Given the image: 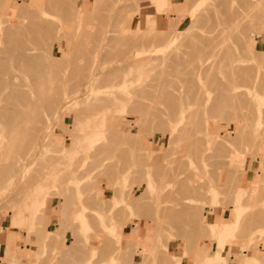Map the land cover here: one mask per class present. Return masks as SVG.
Segmentation results:
<instances>
[{
  "label": "rangeland",
  "instance_id": "1",
  "mask_svg": "<svg viewBox=\"0 0 264 264\" xmlns=\"http://www.w3.org/2000/svg\"><path fill=\"white\" fill-rule=\"evenodd\" d=\"M82 2V17L50 11L48 18L64 33V55L57 54L56 59L48 56L46 61L48 47L39 43L36 52L44 59L37 64L42 72L38 80L27 73L14 72L16 83H22L20 89L30 101L21 109L24 117L12 122L9 130L8 123H2L0 118V125L6 124L0 126V170L11 167L7 176L0 177V233H10L16 240L6 241L0 264H264V0H169L162 14L150 10L151 0H67L71 8ZM20 3L15 7L10 0H0V20L4 11L8 20L13 21L19 13L18 21L23 22V12L29 9ZM253 9L255 15L250 19L248 13L254 14ZM244 11L248 12L242 16ZM256 11L263 14L262 20ZM145 12H149L150 21L143 26ZM253 16L260 17L259 23ZM246 17L254 20L249 22ZM248 22L259 26L254 25V30ZM17 25L0 24L13 29ZM134 40L135 47L131 44ZM249 40H253L252 44ZM234 64L245 70L234 72ZM95 76L99 79L91 87L93 90L85 91L84 86ZM123 77L126 81L121 84ZM144 85V91L127 95L131 98L128 102L114 100ZM77 90L81 93L73 95ZM229 92H234L235 98H229ZM237 96L240 102H236ZM174 110L177 113L173 114ZM240 130L244 132L242 136ZM14 131L18 138L12 134ZM97 131L103 134L102 139L94 137ZM42 132L47 138L42 137ZM93 139L96 141L92 145L97 148L94 152L88 151ZM247 157L258 159L256 176L250 182L243 177ZM236 207L245 221L241 219L242 227L239 225L228 237L224 243L227 248L221 244L224 248L220 249L218 240L208 230L212 237L205 232V226L211 224L206 212L231 208V218L216 222L231 224L236 220ZM169 212L181 216L172 219ZM132 223L143 237L141 244L126 242Z\"/></svg>",
  "mask_w": 264,
  "mask_h": 264
},
{
  "label": "bare ground",
  "instance_id": "2",
  "mask_svg": "<svg viewBox=\"0 0 264 264\" xmlns=\"http://www.w3.org/2000/svg\"><path fill=\"white\" fill-rule=\"evenodd\" d=\"M11 1V6H15L16 7V4L19 2V1H21V3H20V5L19 6H21V7H28V11H25V12H23L24 13V15H23V19L25 18V20H22L23 22H19L18 21V19H19V13L16 15V19H14L13 21L12 20H8L7 19V17H6V14L4 13V11H3V9H2V17H3V19L2 20H0V24H2V23H7V22H10V23H12V22H14V23H16V24H18L17 25V27L16 28H10V27H4V26H0V118L2 119V123H3V120L5 121L4 123H6V124H3V125H6L7 127L6 128H8L7 130H9L10 128V124L12 123V122H14V123H16L18 120H20L21 118H23L24 117V114H23V110L21 111V109L22 108H24V107H26V106H29V104H28V101H30V98H29V100L28 99H26V96H27V94H25L24 93V91H22L20 88H21V86H22V83L20 84V81H18V83H16V77L17 76H15V71H19V72H24V73H27L28 75H31L33 78H34V80L36 81V80H38L37 79V75L41 72L38 68H37V64H38V62L40 61V59H44V58H40L38 55H37V52H36V50H37V48H36V46L39 44V43H42L43 45H47V47H48V50H47V52H46V56H45V59H46V61H47V58H48V56H50L51 57V59H56V56H57V54L58 55H60L61 54V56H63L64 54H63V52H64V43L62 42V38H63V32H61V28L60 27H58V26H56L52 21H51V19L50 18H48L49 16H50V11H53V10H55V11H58V14L59 13H61V14H65V13H70V15L71 14H74V16H81L80 14H82L83 12H84V10H83V2L80 4V5H77V6H75V7H73V8H71V6L69 7V5H68V3H67V0H45L46 1V4L45 3H43L42 2V0H10ZM149 1V0H148ZM168 1L169 0H151V6H150V10L151 11H155V12H158V14H162L163 12H164V7H166L167 6V4H168ZM171 1V0H170ZM241 1V0H240ZM4 2V1H3ZM2 2V3H3ZM69 2V1H68ZM77 2V1H76ZM253 6V5H252ZM1 7V6H0ZM250 7V6H249ZM254 7V6H253ZM17 8H19V7H17ZM255 8H256V6H255ZM264 8V7H263ZM258 9H260V8H258ZM246 10V9H245ZM254 10V9H253ZM7 11V10H6ZM243 11V10H242ZM249 12H250V10H248ZM248 11H244L243 13H242V16L244 15V13H247ZM260 12L261 11H263V9L262 10H259ZM259 11H256V12H258V14L260 13ZM20 12V11H19ZM264 12V11H263ZM141 12L139 11L138 12V15L140 14ZM148 13L149 12H147V15H146V12H145V14H144V16H143V19L141 20V21H143V26L144 25H147V24H149V18H148ZM239 13H241V12H239ZM238 13V14H239ZM251 13H252V11H251ZM253 13L254 14H251L250 15V13H248L249 14V18L252 16V15H255V10L253 11ZM85 14V13H84ZM84 14H83V16H84ZM241 15V14H240ZM245 15H247V14H245ZM257 15V14H256ZM259 15H261V18L260 17H258V18H260L261 20H262V13L261 14H259ZM258 15V16H259ZM52 16V15H51ZM76 16V17H77ZM86 16V15H85ZM136 16H137V13H136ZM167 16V15H166ZM264 16V15H263ZM82 17V16H81ZM240 17V16H239ZM85 18V17H84ZM171 18V17H170ZM253 18H257V16H253ZM258 18H257V20H258ZM264 18V17H263ZM217 19V18H216ZM236 19V21H240V19H237V18H235ZM246 19H247V17H246ZM251 19V18H250ZM126 20V19H125ZM241 20H243L244 21V18L243 19H241ZM248 20V19H247ZM254 20V19H253ZM252 20V21H253ZM264 20V19H263ZM141 21H139L138 22V24H137V28H138V30L140 29V27H141V25H140V22ZM171 21H172V19H171ZM236 21L235 22H232V24L234 23H236ZM249 21V20H248ZM251 20L249 21V22H252ZM77 22V21H76ZM249 22H248V24H249ZM261 23L263 22V21H260ZM126 23H127V21H126ZM169 23H170V21H169ZM240 23V25L241 24H244V22H242L241 23V21L239 22ZM253 23H256V21L255 22H253ZM252 23V24H253ZM258 23H259V20H258ZM142 24V23H141ZM231 24V23H230ZM231 24V25H232ZM238 24V23H237ZM252 24L250 23L249 24V27L250 26H252ZM247 25V24H246ZM254 25H258V24H253V26ZM16 26V25H15ZM61 26V25H60ZM236 26V25H235ZM252 26V27H253ZM259 26V25H258ZM261 26H263L264 27V24L263 25H261ZM63 27V26H62ZM228 27L229 28H231L229 25H228ZM234 27V26H233ZM240 28V27H239ZM243 28V27H242ZM255 28V26L253 27V29ZM61 29V30H60ZM168 29V28H167ZM246 29V28H245ZM234 30V29H233ZM255 30V29H254ZM257 30V29H256ZM168 31V30H167ZM166 31V32H167ZM250 31V30H249ZM236 32V31H235ZM234 32V33H235ZM243 32V31H242ZM163 33H165V31L163 32ZM246 33H248V32H246ZM243 34V33H242ZM162 35H164V34H162ZM233 35V34H232ZM235 35V34H234ZM165 36H166V39H165V41L166 42H168V40H169V38H167V34H165ZM242 36H244V34L242 35ZM162 38H165V37H163L162 36ZM244 38H246V40H248V38L245 36ZM241 40V39H240ZM245 40V44H246V42H247V44H248V41H246ZM251 42V44H252V42H253V40H249V43ZM242 43V42H241ZM131 44H132V46L133 47H135L136 46V44H137V40H134V41H132L131 42ZM116 45V44H115ZM243 46H245L244 44H243ZM38 47V46H37ZM55 47H56V49H55ZM129 48L131 47V46H128ZM250 47V46H249ZM122 48H124V47H122ZM244 48V47H243ZM243 48H240V49H242L243 50ZM245 48H248V47H245ZM42 49V48H41ZM148 49V48H147ZM147 49H144V50H147ZM150 49V48H149ZM40 50V49H39ZM143 50V49H142ZM142 50H139V51H142ZM245 50V49H244ZM243 50V51H244ZM248 50V52H247V54L250 52L249 50L250 49H247ZM136 51H138V50H136ZM151 51H153V49H151ZM243 51H241V53L243 52ZM252 51V50H251ZM65 53V52H64ZM100 53V52H99ZM253 53H254V50H253ZM232 55H233V53H231ZM245 54H246V51H245ZM128 55V54H127ZM238 56H239V54H237ZM242 55V54H241ZM240 55V56H241ZM102 56V55H101ZM243 56V55H242ZM254 56H256V55H254ZM249 56H246V58H248ZM262 57V56H261ZM264 57V56H263ZM59 58H61V57H59ZM63 58V57H62ZM123 58H124V56H123ZM228 58V57H227ZM234 58H236L235 57V55H234ZM242 58V57H241ZM98 59V58H97ZM118 59V58H117ZM119 59H120V57H119ZM233 59V58H232ZM250 59H251V57H250ZM263 59V63H264V58H262ZM61 60V59H60ZM121 60H122V58H121ZM229 61H230V59H228ZM246 60H249V58L248 59H246ZM242 61H243V59H242ZM241 61V62H242ZM252 61V60H251ZM260 61V60H259ZM234 62V61H233ZM244 62V61H243ZM242 62V63H243ZM248 62V61H247ZM262 62V61H261ZM47 63V62H46ZM231 63V62H230ZM240 63V62H239ZM130 64V63H129ZM138 64V63H137ZM237 64V63H236ZM236 64H234V72H237L238 70H239V72L240 71H243V70H245L244 68H243V70H241V68H240V66L239 65H236ZM231 65V64H230ZM229 65V66H230ZM247 65L248 64H245V66L247 67ZM46 66V65H45ZM139 66V65H138ZM212 66V65H211ZM232 66L233 65H231V69H230V71L232 70ZM242 66V65H241ZM244 66V67H245ZM48 67H49V65H48ZM133 67V66H132ZM43 69L44 68H42V71H43ZM49 69V68H48ZM215 69V68H214ZM51 70V69H50ZM77 70V69H76ZM260 70V69H259ZM49 71V70H48ZM52 71V70H51ZM51 71H49V72H51ZM124 72V71H123ZM126 72V71H125ZM232 72V71H231ZM233 72V73H234ZM260 72V71H259ZM23 73V74H24ZM42 73V72H41ZM48 73V72H47ZM95 73H97V72H95ZM245 73V72H244ZM248 73H250V72H247V74ZM49 74H51V73H49ZM112 74V73H111ZM231 74V73H230ZM235 74V75H234ZM233 75L234 76H236L237 74L236 73H234ZM242 74V73H241ZM240 73H239V76L241 75ZM54 75V74H53ZM95 75V74H94ZM99 75V74H98ZM97 75V76H98ZM260 75V74H259ZM40 77H43L42 75H39ZM112 76V75H111ZM239 76H237L238 78H239ZM249 76H250V74L248 75V78H249ZM45 77V76H44ZM122 77V76H121ZM236 77V78H237ZM261 77V76H260ZM119 79H120V77H118ZM235 78V79H236ZM262 78V77H261ZM264 78V77H263ZM262 78V79H263ZM99 79V77H91L89 80H88V82H87V84L84 86V89H85V91H89V92H91L92 90H93V88H91L95 83H96V81ZM48 80V79H47ZM237 80H239V79H236V81ZM258 80V79H257ZM124 81H126V78H121V80L119 81V83L120 82H122L121 84H123V82ZM260 80H258V82H259ZM118 83V84H119ZM194 83H196V82H194ZM240 83V82H239ZM261 83V82H260ZM264 83V82H263ZM21 85V86H20ZM147 85V84H146ZM247 85V84H246ZM245 85V86H246ZM148 86V85H147ZM150 86V85H149ZM186 86H188V84L186 85ZM193 86V85H192ZM244 86V87H245ZM256 86H257V84H256ZM262 86V85H261ZM153 87V86H152ZM151 87V88H152ZM194 87V86H193ZM232 87H233V84H232ZM239 87H240V85H239ZM239 87H235V88H238L239 89ZM242 87V86H241ZM247 87H248V85H247ZM247 87H245V88H247ZM91 88V91L89 90ZM146 88V86L144 85V86H139V87H133L131 90L129 89V90H127V91H125L124 92V94L126 95V97H121L120 99H114V100H116L118 103H125V102H128L131 98L130 97H128L127 95L129 94V93H132V92H134V91H144V89ZM192 91H193V89L192 88H190ZM189 89V90H190ZM248 89V88H247ZM259 89V88H258ZM166 90H168V89H166ZM166 90H165V92H166ZM262 90V89H261ZM191 91V92H192ZM231 91V90H230ZM244 91V94L246 95V93H245V90H243ZM247 91V90H246ZM260 93H261V91L260 90H258ZM45 92V91H44ZM190 92V91H189ZM194 92V91H193ZM228 92V91H227ZM239 92V91H238ZM256 92H257V90H256ZM81 92L79 91V90H77V92H74V94L73 95H78V94H80ZM230 94H231V97H229V98H233L234 97V92H229ZM107 94L108 95H110V94H112L111 92H107ZM185 94V93H184ZM241 94V93H240ZM253 94V93H252ZM262 94V93H261ZM260 94V95H261ZM51 95V94H50ZM135 95H136V93H135ZM162 95V97H164L163 95L164 94H161ZM237 95V94H236ZM30 96V95H29ZM47 96V95H46ZM137 96V95H136ZM187 96V95H186ZM204 96V95H203ZM230 96V95H229ZM262 96V95H261ZM132 97V96H131ZM161 97V96H160ZM166 97V96H165ZM168 97V96H167ZM197 97V96H196ZM240 98V96H237L236 98L238 99H234L233 100V102L234 101H236V102H240L241 100L239 99ZM244 97V96H243ZM68 97H66V99H67ZM139 98V97H138ZM170 98V97H169ZM169 98H168V100H169ZM189 98V97H188ZM191 98V97H190ZM235 98V97H234ZM247 98L248 97H245V100H247ZM50 99V98H49ZM65 99V100H66ZM92 99V98H91ZM135 99V98H134ZM241 99H243L242 98V96H241ZM28 100V101H27ZM107 100H109V99H106V101ZM160 100V99H159ZM165 100V99H164ZM202 100V99H201ZM249 100V99H248ZM251 100V99H250ZM85 101V100H84ZM89 101V100H88ZM138 101V100H137ZM173 101V100H172ZM178 101V100H177ZM193 101V100H192ZM200 101V100H199ZM258 101V100H257ZM44 102V101H43ZM62 102V101H61ZM113 102H115V101H113ZM152 102V101H151ZM164 102V101H163ZM166 102H169V101H166ZM175 101H173L172 102V104L174 103ZM189 102V101H188ZM191 102V101H190ZM198 102V101H197ZM202 102H204V101H202ZM236 102H234V103H236ZM254 102V101H253ZM69 103V102H68ZM83 103V102H82ZM81 103V104H82ZM156 103V102H155ZM193 103H196V102H193ZM193 103H191V104H193ZM230 103V102H229ZM228 103V104H229ZM60 104V103H59ZM63 104V103H62ZM137 105H139L140 106V104H138V103H136ZM168 104V103H167ZM166 104V105H167ZM176 104V103H175ZM174 104V105H175ZM200 104V103H199ZM238 104V103H237ZM241 104V103H240ZM243 104H245V103H242V105ZM248 104H249V101H248ZM255 104V103H254ZM31 105V104H30ZM64 105H66L67 106V104H64ZM64 105L62 106V105H59V108H62V107H64ZM152 105H154V104H152ZM230 105V104H229ZM228 105V106H229ZM246 105V104H245ZM245 105H243V110L245 109L244 108V106ZM66 106L64 107V109L66 108ZM84 106V105H83ZM121 106H122V108L124 107V104H121ZM138 106V107H139ZM238 106H241V105H238ZM252 106V105H251ZM32 107V106H31ZM69 107V106H68ZM153 107V106H152ZM168 107L169 108H171L170 107V104H168ZM236 107V106H235ZM151 108V107H150ZM174 108V107H173ZM183 108H185V107H183ZM241 108V109H242ZM247 108H249V105L247 106ZM251 108V107H250ZM31 109V108H30ZM137 109H139V108H137ZM147 109H149L148 107H147ZM237 109H240V108H237ZM252 109V108H251ZM25 110V109H24ZM27 110H28V108H27ZM26 110V111H27ZM172 110V109H171ZM175 110H177V109H175ZM174 110V111H175ZM187 110V109H186ZM246 111L248 110V109H245ZM244 110V111H245ZM128 111V110H127ZM127 111H126V114H128L127 113ZM158 111V110H157ZM173 111V110H172ZM190 111V110H189ZM239 111H241V110H238V113H237V115L239 114ZM137 113L139 112V111H136ZM146 112V111H145ZM156 112V111H155ZM237 112V111H236ZM30 113V112H29ZM32 113V115H33V112H31ZM60 113V112H59ZM75 113V112H74ZM173 113V112H172ZM175 113H177L176 111L173 113V114H175ZM26 114V113H25ZM146 114L147 115H145V114H143V119H144V117L145 116H147L148 117V115H149V113H147L146 112ZM159 114V113H158ZM244 114V112H242V115ZM141 115V114H140ZM145 115V116H144ZM154 115V114H153ZM236 115V114H235ZM29 116V115H28ZM31 116V115H30ZM151 116V115H150ZM172 115H170V117H171ZM249 116V115H248ZM26 117H27V115H26ZM36 117V116H35ZM55 117V116H54ZM53 117V118H54ZM56 117H57V114H56ZM55 117V118H56ZM122 117V116H121ZM140 116L138 115V122L140 121L139 119H142V116L139 118ZM167 117H169V116H167ZM242 117V116H241ZM263 117V116H262ZM28 118V117H27ZM150 118V117H149ZM165 118V117H164ZM189 118V117H188ZM237 118H240L239 116H237ZM243 118H247V117H243ZM249 118V117H248ZM40 119V118H39ZM78 119V118H77ZM159 119V118H158ZM170 120L172 119V118H169ZM187 119V118H186ZM34 120V119H33ZM54 120V119H53ZM169 120V121H170ZM174 120V119H173ZM225 120V119H224ZM244 120V119H243ZM43 121V120H42ZM48 121H49V119H48ZM119 121V120H118ZM126 121H128L127 119H126ZM241 121H242V118H241ZM123 122V121H122ZM135 122V121H134ZM137 122V123H138ZM191 122V121H190ZM196 122V121H195ZM244 122V121H243ZM248 122H249V120H248ZM0 123H1V121H0ZM29 122H27V124H28ZM56 123V122H55ZM119 123H121V121L119 122ZM139 123H142V120L139 122ZM138 123V124H139ZM246 123V122H245ZM50 124V123H49ZM126 124V123H125ZM130 124V123H129ZM163 124H164V121H163ZM162 124V125H163ZM242 124H244V123H242ZM247 124V123H246ZM264 124V123H263ZM3 125H0V126H3ZM11 125H13V124H11ZM122 125V124H121ZM166 125V124H165ZM185 125V124H184ZM192 125V124H191ZM250 125V124H249ZM119 126H120V124H119ZM143 126V125H142ZM241 126V125H240ZM244 126V125H243ZM241 127V128H244V127ZM3 127H5V126H3ZM3 127H2V129H3ZM159 127V126H158ZM184 127V126H183ZM262 127H263V125H262ZM19 128V127H18ZM123 128V127H122ZM245 128H246V126H245ZM264 129V128H263ZM12 130H14L13 128H12ZM16 130V129H15ZM143 130V129H142ZM193 130V129H192ZM4 131H5V129H4ZM16 131H18V130H16ZM159 131V130H158ZM237 131V130H236ZM241 131V130H240ZM244 131H245V129H244ZM50 132V131H49ZM48 132V133H49ZM141 133L143 132V131H140ZM206 132V131H205ZM238 132V131H237ZM237 132H236V134H237ZM257 132H259V131H257ZM260 132H261V130H260ZM262 132H264L263 130H262ZM4 133V132H3ZM2 133V134H3ZM14 133V134H13ZM47 133V134H48ZM110 133V132H109ZM240 134L242 133H244V132H239ZM1 134V133H0ZM7 134V133H6ZM12 134L13 135H18V133L16 134L15 133V131L14 132H12ZM94 134H95V138L96 139H102V137H103V134L101 133V132H94ZM94 134H91V137L90 138H92V135H94ZM143 134H145V133H143ZM176 134V133H175ZM181 134V133H180ZM186 134V133H185ZM206 134V133H205ZM239 134V135H240ZM242 134H241V136H242ZM4 135V134H3ZM25 135V134H24ZM42 135H44V133L42 132ZM147 135V134H146ZM238 135V136H239ZM261 135V134H260ZM11 136V135H10ZM16 136H14V137H16ZM123 136V135H122ZM128 136V135H127ZM131 136V135H130ZM135 136V135H134ZM187 136V135H186ZM227 136H229V135H227ZM237 136V137H238ZM245 136H246V134H245ZM257 136V135H256ZM263 136H264V134H263ZM26 137H28V136H26ZM30 137V136H29ZM43 138H47V135H46V133H45V135L44 136H42ZM98 137V138H97ZM112 137V136H111ZM124 137V136H123ZM132 137V136H131ZM141 137V136H140ZM211 137V136H210ZM235 137V136H234ZM244 137V136H243ZM10 138V137H9ZM11 138H13L12 136H11ZM17 138H18V136H17ZM16 138V139H17ZM107 138V137H106ZM216 138V137H215ZM228 138V137H227ZM242 137H240V139H241ZM14 139V138H13ZM124 139V138H123ZM137 139V138H136ZM185 139V138H184ZM183 139V140H184ZM238 139V138H237ZM236 139V140H237ZM262 140L264 139V138H261ZM260 139V140H261ZM8 140H11V139H8ZM7 140V141H8ZM141 140V139H140ZM139 140V141H140ZM213 140H214V138H213ZM227 140V139H226ZM231 140H233V139H231ZM239 140V139H238ZM50 141V140H49ZM96 140H91L90 141V146H89V148H88V151L90 150V149H92L91 151H96V147H94V145H92V143L93 142H95ZM121 141V140H120ZM208 141V140H207ZM229 141V140H228ZM241 142H242V139L240 140ZM1 142H3V139H0V143ZM184 142V141H183ZM201 142V141H200ZM222 142V141H221ZM234 142V141H233ZM262 142V141H261ZM11 143V142H10ZM129 143H130V141H129ZM185 143V142H184ZM213 143V142H212ZM231 143V142H230ZM263 143V142H262ZM3 144V143H2ZM5 144H7V142L5 143ZM4 144V145H5ZM222 144V143H221ZM35 145V144H34ZM118 145V144H117ZM132 145V144H131ZM135 145V144H134ZM223 145V144H222ZM231 145V144H230ZM241 144H239V146H240ZM45 147H46V145H44ZM130 146V145H129ZM138 146H139V144H138ZM224 146H225V144H224ZM236 146V145H235ZM261 146V145H260ZM259 146V147H260ZM34 147V146H33ZM131 147V146H130ZM134 147V146H133ZM183 147H185V146H183ZM200 147V146H199ZM212 147V146H211ZM229 147V146H228ZM261 147H263V145L261 146ZM116 148V147H115ZM137 148V147H136ZM136 148H133V150L135 149L136 150ZM175 148V147H174ZM242 148V147H241ZM4 149V148H3ZM32 149V148H31ZM176 149V148H175ZM182 149V148H181ZM224 149V148H223ZM240 149V148H239ZM117 150V149H116ZM116 150H114V151H116ZM120 150V149H119ZM187 150V149H186ZM228 150V149H227ZM261 150V149H260ZM263 150V149H262ZM138 151V150H137ZM169 151V150H168ZM199 151V150H198ZM221 151H223L222 149H221ZM239 151V150H238ZM213 152V153H212ZM211 153L212 154H214V153H216V152H214V151H212ZM224 152V151H223ZM233 152V151H232ZM40 153H42V152H40ZM113 153L114 152H112V155H113ZM126 153H127V151H126ZM134 153V152H133ZM137 153V152H136ZM141 153V152H140ZM150 153V152H149ZM176 153V152H175ZM177 153H179V152H177ZM183 153V152H182ZM182 153H181V155H182ZM187 153V152H186ZM195 153H197V152H195ZM234 153V152H233ZM240 153V152H239ZM135 154V153H134ZM184 154H185V152H184ZM193 154V153H192ZM226 154V153H225ZM28 155V154H27ZM117 155V154H116ZM138 155V154H137ZM136 155V156H137ZM150 155V154H149ZM228 155V154H227ZM235 155V154H234ZM261 155V154H260ZM34 156V155H33ZM134 156V155H133ZM180 156V155H179ZM194 156V155H193ZM196 156V155H195ZM220 156V155H219ZM222 156V155H221ZM224 156V155H223ZM112 157V156H111ZM139 157V156H138ZM147 157H148V155H147ZM184 157V156H183ZM229 157V156H228ZM235 157V156H234ZM239 157V156H238ZM26 158V157H25ZM114 158V157H113ZM125 158V157H124ZM221 158V157H220ZM226 158V157H225ZM28 159H30V158H28ZM32 159V158H31ZM170 159H171V157H170ZM182 159V158H181ZM236 159H237V156H236ZM124 160V159H123ZM183 160V159H182ZM238 160V159H237ZM14 161V160H13ZM32 161V160H31ZM30 161V162H31ZM108 161V160H107ZM125 161V160H124ZM170 161V160H169ZM220 161V160H219ZM27 162V161H26ZM26 162H25V166H26ZM168 162V161H167ZM179 162H181V160L179 161ZM178 162V163H179ZM217 162V161H216ZM236 162V161H235ZM108 163V162H107ZM183 163V162H182ZM219 163V162H218ZM262 163V162H261ZM28 165H30V163H27ZM174 164V163H173ZM227 164V163H226ZM231 164V163H230ZM260 164V163H259ZM24 165H22V166H24ZM107 165V164H106ZM134 165V164H133ZM140 165V164H139ZM147 165V164H146ZM163 165V164H162ZM175 165V164H174ZM177 165V164H176ZM261 165V164H260ZM21 166V167H22ZM100 166H102V163H100L99 165H98V167H100ZM105 166V165H104ZM141 166V165H140ZM178 166V165H177ZM186 166V165H185ZM54 167V166H53ZM106 167V166H105ZM137 167V166H136ZM145 167V166H144ZM163 167V166H162ZM212 167H215V166H212ZM211 167V168H212ZM230 167H231V165H230ZM140 168V167H139ZM177 168V167H176ZM200 168V167H199ZM220 168V167H219ZM222 168H224L223 166H222ZM233 168V167H232ZM22 169V168H21ZM104 169V168H103ZM153 169V168H152ZM164 170H165V168H163ZM188 169V168H187ZM192 169V168H191ZM262 169L263 168H261L260 170L262 171ZM160 170V169H159ZM200 170V169H199ZM238 170V169H237ZM162 171V170H161ZM189 171V170H188ZM224 171V170H223ZM9 172H11V167H7V168H3V169H1L0 170V177L1 176H7V174L9 173ZM122 172V171H121ZM144 172V171H143ZM238 172V171H237ZM263 172V171H262ZM16 173V172H15ZM22 173V172H21ZM134 173V172H133ZM136 173H137V171H136ZM136 173H135V175H136ZM152 173H153V171H152ZM161 173V172H160ZM176 173V172H175ZM186 173V172H185ZM188 173V172H187ZM232 173H234V172H232ZM18 174V173H17ZM141 174V173H140ZM179 174V173H178ZM177 174V175H178ZM210 174V173H209ZM20 175V174H19ZM144 175V174H143ZM175 175V174H174ZM185 175V174H184ZM183 175V176H184ZM229 175V174H228ZM231 175V174H230ZM262 175V174H261ZM98 176V175H97ZM163 176V175H162ZM208 176V175H207ZM211 176V175H210ZM232 176H233V174H232ZM237 176V175H236ZM256 176V175H255ZM254 176V177H255ZM263 176V175H262ZM77 177V176H76ZM131 177H132V175H131ZM136 177H138L137 175H136ZM140 177V176H139ZM212 177V176H211ZM226 177H227V175H226ZM231 177V176H230ZM235 177V176H234ZM20 178L21 177H19V180H20ZM143 178V177H142ZM158 178H160L159 176H158ZM213 178V177H212ZM231 178H233V177H231ZM261 179L263 178V177H260ZM260 178H259V180H260ZM135 179H137L138 180V178H135ZM141 179V178H140ZM166 180H167V178H165ZM168 179H170V178H168ZM175 179V178H174ZM214 179V178H213ZM213 179H211V180H213ZM226 179V178H225ZM96 180V179H95ZM120 180V179H119ZM133 180V179H132ZM143 180V179H142ZM145 180V179H144ZM155 180V179H154ZM159 180V179H158ZM165 180V181H166ZM232 180V179H231ZM255 180H257L256 178H255ZM8 181V180H7ZM160 181H162V179L160 180ZM168 181V180H167ZM226 181V180H225ZM224 181V182H225ZM135 182H138V181H135ZM141 182V181H140ZM172 182H174V181H172ZM175 182H176V180H175ZM232 182V181H231ZM230 182V183H231ZM257 182V181H256ZM132 183V182H131ZM155 183V182H154ZM189 183V182H188ZM187 183V184H188ZM216 183V182H215ZM226 183V182H225ZM235 183V182H234ZM258 183V182H257ZM256 183V184H257ZM129 184V183H128ZM134 184V183H133ZM133 184H131V185H133ZM160 184H162V183H160ZM160 184H158L159 186H160ZM175 184V183H174ZM186 184V183H185ZM213 184H214V182H213ZM130 185V186H131ZM157 185V186H158ZM162 185H164V184H162ZM200 185V184H199ZM199 185H197V186H199ZM226 184H224V186H225ZM262 185V184H261ZM261 185H259V186H261ZM7 186H8V184H7ZM129 186V187H130ZM174 186V185H173ZM176 186V185H175ZM174 186V188H176ZM191 186H192V183H191ZM201 186V185H200ZM215 186H216V184H215ZM214 186V187H215ZM229 186V185H228ZM253 186V185H252ZM259 186H257V187H259ZM264 186V185H263ZM190 187V186H189ZM202 187L204 188V186L202 185ZM201 187V188H202ZM131 188V187H130ZM162 188V187H161ZM178 188V187H177ZM225 188V187H224ZM232 188V187H231ZM230 188V189H231ZM235 188V187H234ZM9 189V188H8ZM157 189V188H156ZM200 189V188H199ZM198 189V190H199ZM206 189V188H205ZM227 189H228V187H227ZM249 189V188H248ZM121 190V189H120ZM171 190V189H170ZM203 190V189H202ZM257 190H259L258 188H257ZM261 190H262V188H261ZM260 190V191H261ZM125 191V190H124ZM203 191H205V190H203ZM229 191V190H228ZM227 191V192H228ZM254 191V190H253ZM259 191V192H260ZM88 192V191H87ZM126 192V191H125ZM174 192V191H173ZM182 192H183V190H182ZM257 192V191H256ZM258 192V193H259ZM85 193V192H84ZM203 193H205V192H203ZM217 193H218V191H217ZM223 193H225V190L223 191ZM257 193V194H258ZM21 194V193H20ZM82 194H83V192H82ZM116 194V193H115ZM117 194H118V192H117ZM127 194V193H126ZM128 194H129V192H128ZM175 194H176V192H175ZM201 194H202V192H201ZM255 194V193H254ZM125 195V194H124ZM177 195V194H176ZM182 195V194H181ZM87 196V195H86ZM116 196L117 195H115L114 197L116 198ZM139 196V195H138ZM185 196V195H184ZM187 196V195H186ZM208 196V195H207ZM226 196H227V193H226ZM249 196V195H248ZM260 196H262V195H260L259 194V198H260ZM62 197V196H61ZM119 197V196H118ZM142 197H145V196H142ZM181 197V196H180ZM179 197V198H180ZM229 197V196H228ZM246 197V196H245ZM252 197V196H251ZM115 198H114V201H115ZM126 198V197H125ZM152 198V197H151ZM203 198V197H202ZM250 198V197H249ZM128 199V198H127ZM181 199V198H180ZM227 199V198H226ZM229 199V198H228ZM82 200V199H81ZM125 200V199H124ZM169 200V199H168ZM173 200V199H172ZM231 200V198L229 199V201ZM242 200H243V198H242ZM259 200V199H258ZM116 201H118V200H116ZM115 201V202H116ZM126 201V200H125ZM132 201V200H131ZM174 201V200H173ZM172 201V202H173ZM223 201H224V199H223ZM227 201V200H226ZM244 201V200H243ZM252 201L254 202V200H253V198H252ZM83 202V201H82ZM81 202V203H82ZM130 202V201H129ZM136 202H138V201H136ZM161 202V201H160ZM168 202V201H167ZM200 202V201H199ZM86 203H87V200H86ZM114 203V202H113ZM175 203H178V202H175ZM184 203V202H183ZM205 203V202H204ZM246 203V202H245ZM255 203V202H254ZM82 204H84V203H82ZM129 204H131V203H129ZM137 204V203H136ZM135 204V205H136ZM181 204H182V202H181ZM202 204V203H201ZM253 204V203H252ZM81 205V204H80ZM112 206H113V204H111ZM126 205V204H125ZM124 205V206H125ZM131 205H133V204H131ZM135 205H133V206H135ZM140 205V204H139ZM173 205V204H172ZM179 205V204H178ZM183 205V204H182ZM192 205H193V203H192ZM199 205H200V203H199ZM242 205H244V203H242ZM241 205V206H242ZM121 206V205H120ZM177 206V205H176ZM246 206V205H245ZM248 206V205H247ZM166 207V206H165ZM174 207V206H173ZM190 207H191V205H190ZM198 207V206H197ZM239 207V206H238ZM76 208V207H75ZM99 208V207H98ZM115 208V207H114ZM137 208V207H136ZM180 208H181V205H180ZM184 208V207H183ZM199 208H201V207H199ZM5 209V208H4ZM116 209V208H115ZM123 209V208H122ZM138 209V208H137ZM198 209V208H197ZM78 210V209H77ZM124 210H125V208H124ZM179 210V209H178ZM181 210H182V208H181ZM236 220H235V222L234 223H231V224H227V223H211V224H207L206 226H205V229H206V231L205 232H207V230H208V232H209V234H211L212 236H214L217 240H218V245L220 244V249H223L224 247H226L227 248V246H225V242H226V240L228 239V237H231V235L233 234V232H234V230H235V228H237V227H239V225H240V223H241V221H243L244 219H243V217H241L242 216V213H241V211H239V209H237V207H236ZM257 210V209H256ZM79 211V210H78ZM113 211V210H112ZM154 211V210H153ZM171 211V210H170ZM263 211V210H262ZM64 212V211H63ZM77 212V211H76ZM116 212V211H115ZM118 212V211H117ZM201 212V211H200ZM246 212V211H245ZM248 212H250V211H248ZM170 213V212H169ZM263 213V212H262ZM43 214V213H42ZM154 214V213H153ZM189 213H187V215H188ZM125 215V214H124ZM152 215V214H151ZM169 215V214H168ZM167 215V216H168ZM146 216V215H145ZM153 216V215H152ZM180 217L181 215L180 214H175V213H170V217L173 219V217ZM197 216H198V213H197ZM201 216V215H200ZM116 217V216H115ZM244 217H246L245 216V214H244ZM189 218V217H188ZM200 219V218H199ZM241 219H243V220H241ZM107 220H108V218H107ZM171 220V219H170ZM175 220V219H174ZM195 220H196V218H195ZM106 221V220H105ZM184 221V220H183ZM200 221V220H199ZM245 221V220H244ZM172 222H174L173 220H172ZM171 221H170V223H172ZM184 222H186V220L184 221ZM196 222H198V219H197V221ZM71 223V222H70ZM199 223V222H198ZM245 223V222H244ZM251 223V222H250ZM113 224V223H112ZM175 224V223H174ZM200 224H201V222H200ZM243 224V223H242ZM195 225V224H194ZM119 226V225H118ZM196 226H198L197 225V223H196ZM201 226V225H200ZM203 226V227H204ZM241 226V225H240ZM199 227V226H198ZM242 227V226H241ZM121 228H122V226H121ZM117 229H119V228H117ZM196 229H197V227H196ZM59 230V229H58ZM202 230V229H201ZM244 230V229H243ZM194 231H196V230H194ZM198 231H200V230H198ZM203 231V232H204ZM239 231H240V229H239ZM239 231H237V233L239 232ZM118 233L120 232V229H119V231H117ZM155 232V231H154ZM156 232H157V230H156ZM204 232V233H205ZM208 232H207V234H208ZM243 232V231H242ZM152 233V232H151ZM244 233H245V231H244ZM194 234H197V233H194ZM208 234V235H209ZM241 234V233H240ZM81 235V234H80ZM121 236V234H118V236ZM200 236H202V234H199ZM207 235V239H209V236H211V235H209L208 236ZM194 236V235H193ZM203 236H205L204 234H203ZM211 236V237H212ZM199 237V236H198ZM245 237V236H244ZM120 238V237H119ZM206 238V237H205ZM239 238H240V236H239ZM192 239H193V237H192ZM191 239V240H192ZM211 239V238H210ZM119 240V239H118ZM214 240V239H213ZM193 241V240H192ZM191 241V242H192ZM128 242V241H127ZM194 242V241H193ZM198 243V242H197ZM83 244V243H82ZM193 244V243H192ZM221 244L223 245L224 244V247H222L221 248ZM119 245V244H118ZM128 245V244H127ZM197 245V244H196ZM226 245H228V244H226ZM81 246H83V245H81ZM194 246V245H193ZM192 246V247H193ZM206 247V246H205ZM218 247H217V250H220V249H218ZM84 248V247H83ZM110 248H111V246H110ZM128 248V247H127ZM196 248V247H195ZM194 248V249H195ZM202 248V247H201ZM112 249V248H111ZM216 249V248H215ZM129 250V249H128ZM131 250V249H130ZM136 250V249H135ZM217 250H214V251H216L217 252ZM225 250V249H224ZM142 251V250H141ZM198 251V250H197ZM223 251V250H222ZM99 252V251H98ZM127 252H129V251H127ZM126 252V253H127ZM140 252V251H139ZM203 252V251H202ZM125 253V254H126ZM193 253H195V252H192L191 254H193ZM213 253H215V252H213ZM220 253V252H219ZM223 253H224V251H223ZM118 254V253H117ZM132 254H133V252H132ZM189 254V253H188ZM216 254H218V252L216 253ZM145 255V254H144ZM202 255V254H201ZM215 255V254H214ZM225 255V254H224ZM197 256H198V254H197ZM217 257L218 256H220V255H216ZM82 257V256H81ZM118 257V256H117ZM212 257H215V256H212ZM217 257H216V259H217ZM222 257H223V255H222ZM228 257V256H227ZM112 258V257H111ZM126 258V257H125ZM202 258V257H201ZM211 259V258H210ZM221 259V258H220ZM225 259V258H224ZM109 260H110V258H109ZM144 260V259H143ZM206 260H207V258H206ZM226 260V259H225ZM225 260H223V262H225ZM133 261V260H132ZM174 261V260H173ZM218 261V260H217ZM232 261V260H231ZM131 262V261H130ZM148 262V261H147ZM195 262V261H194ZM193 262V263H194ZM205 262V261H204ZM220 262V261H219ZM222 262V261H221ZM220 262V263H221ZM104 263V262H103ZM206 263V262H205ZM208 263V262H207ZM214 263V262H213ZM212 263V264H213ZM226 263V262H225ZM225 263H223V264H225ZM248 263H251V262H248ZM137 264V263H136ZM139 264H140V262H139ZM141 264H143V263H141ZM198 264H199V261H198ZM217 264V263H216ZM240 264H242V262L240 263ZM245 264V263H244ZM247 264V263H246ZM251 264H253V263H251ZM257 264H259V263H257Z\"/></svg>",
  "mask_w": 264,
  "mask_h": 264
},
{
  "label": "crops",
  "instance_id": "3",
  "mask_svg": "<svg viewBox=\"0 0 264 264\" xmlns=\"http://www.w3.org/2000/svg\"><path fill=\"white\" fill-rule=\"evenodd\" d=\"M257 164H258V159L250 160L249 157L245 159L244 163V179L247 182H250L252 178L254 177L255 170L257 169ZM230 211L231 208H227L224 211H220V209L212 208L209 209L207 213L208 217V223H216V222H225V220H228L230 217ZM130 225V230L129 232H126L127 238L126 242L127 243H135V244H141L143 243V237L140 236V232L136 230V225L135 224H129ZM14 241L13 243L16 242L15 237L12 236V234L8 233L7 235L5 233H0V255H2L4 248H5V243L6 241ZM171 244L169 243L167 246H170ZM28 247V245H27ZM30 250V248H27V251Z\"/></svg>",
  "mask_w": 264,
  "mask_h": 264
}]
</instances>
